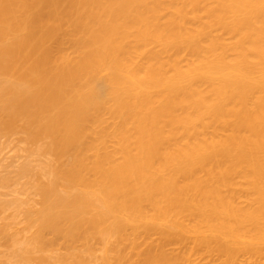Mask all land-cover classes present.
I'll return each instance as SVG.
<instances>
[{
  "label": "bare ground",
  "instance_id": "1",
  "mask_svg": "<svg viewBox=\"0 0 264 264\" xmlns=\"http://www.w3.org/2000/svg\"><path fill=\"white\" fill-rule=\"evenodd\" d=\"M0 264H264V0H0Z\"/></svg>",
  "mask_w": 264,
  "mask_h": 264
}]
</instances>
